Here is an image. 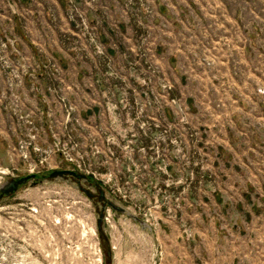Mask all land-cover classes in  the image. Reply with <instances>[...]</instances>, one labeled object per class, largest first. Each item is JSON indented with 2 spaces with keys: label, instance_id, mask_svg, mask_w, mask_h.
I'll return each mask as SVG.
<instances>
[{
  "label": "rangeland",
  "instance_id": "374dc122",
  "mask_svg": "<svg viewBox=\"0 0 264 264\" xmlns=\"http://www.w3.org/2000/svg\"><path fill=\"white\" fill-rule=\"evenodd\" d=\"M0 264H264V0H0Z\"/></svg>",
  "mask_w": 264,
  "mask_h": 264
},
{
  "label": "water",
  "instance_id": "95a60500",
  "mask_svg": "<svg viewBox=\"0 0 264 264\" xmlns=\"http://www.w3.org/2000/svg\"><path fill=\"white\" fill-rule=\"evenodd\" d=\"M65 171H62V173H64Z\"/></svg>",
  "mask_w": 264,
  "mask_h": 264
}]
</instances>
